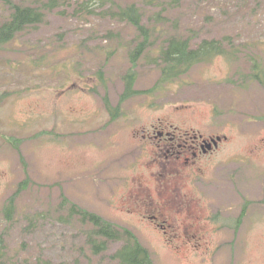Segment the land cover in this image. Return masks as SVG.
<instances>
[{"label": "rangeland", "instance_id": "1", "mask_svg": "<svg viewBox=\"0 0 264 264\" xmlns=\"http://www.w3.org/2000/svg\"><path fill=\"white\" fill-rule=\"evenodd\" d=\"M75 1L0 49V264H118L110 257L121 244L93 254L89 224L67 214L69 205L60 208L64 199L132 231L154 264H264V0H175L167 10L115 0L140 6L153 49L177 35L190 38L192 48L214 40L227 50L157 85V53L147 49L135 67L140 94L121 105L115 121L103 98L114 108L121 103L139 33L103 9L76 11ZM1 6L0 20L7 14ZM158 125L226 137L199 161L195 187L185 183L171 196L194 193L200 204L204 230L196 242L171 240L168 221L179 226V216L164 205L154 212L164 214L166 235L159 220L127 213L131 192L147 195L134 189L135 180L155 186L141 131ZM15 193L7 221L4 209Z\"/></svg>", "mask_w": 264, "mask_h": 264}, {"label": "trees", "instance_id": "2", "mask_svg": "<svg viewBox=\"0 0 264 264\" xmlns=\"http://www.w3.org/2000/svg\"><path fill=\"white\" fill-rule=\"evenodd\" d=\"M148 6L160 5L162 10L169 9L175 0H143ZM69 0H0L1 7H6V15L0 20V49L10 44L16 36L24 31H30L37 28L45 22L46 17L56 11H59L68 4ZM76 11H84L88 14H94L96 11L103 9L104 14L114 20L125 23L139 33L140 40L136 47L129 53L132 68L137 65L138 58L149 48L155 47V42L150 41V30L142 23V11L138 4H119L115 0H76ZM105 6H109L104 8ZM155 30V28L153 29ZM190 38H182L177 35L171 36L165 46H159L156 49V63L160 68V78L157 85L168 84L185 76L194 66L211 62L215 57L225 55L227 50L222 47L221 43L214 40H204L196 48H192ZM118 47V46H117ZM223 48V49H222ZM234 53V51H233ZM130 69L123 77L124 91L121 101L140 94L133 89L137 73ZM259 69L257 64L254 70ZM256 71L254 75H257ZM100 85L106 88V79L103 72L96 73ZM258 76V75H257ZM256 77V76H255ZM148 93V92H146ZM104 105L114 120L119 117V108H112L106 98ZM18 141V140H17ZM29 180L21 182L18 192L25 189ZM15 193L8 201L4 209L5 219H12L16 207L14 205ZM67 206V214L80 217V221L89 224V229L85 233L86 240L93 254L104 252L109 243L119 242L121 247L111 255V259L118 264H154L149 251L140 243L136 235L119 226L110 224L101 217L84 211L76 205L64 199L60 203V208ZM68 221V218L66 219ZM4 239L0 236V263L5 259ZM13 264L12 262H10ZM46 264H48L46 262Z\"/></svg>", "mask_w": 264, "mask_h": 264}, {"label": "flooded vegetation", "instance_id": "3", "mask_svg": "<svg viewBox=\"0 0 264 264\" xmlns=\"http://www.w3.org/2000/svg\"><path fill=\"white\" fill-rule=\"evenodd\" d=\"M169 126L158 125L153 126L150 131L143 129L142 135V147L141 154L144 155V159H149L152 164V170L148 172L151 177L148 178L150 181L155 180V186L151 187L144 185L139 180V185L134 184L136 191L144 190L147 195L144 200L141 199V195L132 193L129 195L128 201V214L132 215L133 212L143 214L144 219L150 220L151 223L154 221L166 222L165 216L161 215L156 211V205H164V208H169L178 214L179 226H173L172 221H168L169 228L172 233H168L173 241H180L182 243L196 242L202 238V227L201 223L204 220L202 210L199 209L200 204L194 200V193L191 197L184 193L179 197H171L175 191H178L183 184H192L195 187L196 177L201 172V168L198 167V163L204 157L212 154L218 149L219 144L225 140L221 138L220 141H216L217 138L213 139L211 135H201L190 132L185 126ZM215 140L216 145H213ZM145 141V142H144ZM157 171V172H156ZM157 173V174H156ZM157 175L161 177L158 180ZM172 181H176L174 185ZM187 186V190H189ZM131 191V190H130ZM158 197L156 202H153L154 197ZM168 194V195H167ZM193 196V197H192ZM160 197H163L160 202ZM142 206H145L142 209ZM156 219H153V218ZM141 219V218H140ZM162 219V220H160ZM162 224V223H161ZM159 228V227H158ZM180 228V231H176ZM164 228V234L167 231Z\"/></svg>", "mask_w": 264, "mask_h": 264}, {"label": "crops", "instance_id": "4", "mask_svg": "<svg viewBox=\"0 0 264 264\" xmlns=\"http://www.w3.org/2000/svg\"><path fill=\"white\" fill-rule=\"evenodd\" d=\"M64 84H67V83H64ZM58 90H59V92L61 91V89H59V88H58ZM65 96H66V94H65ZM67 117H68V115H67Z\"/></svg>", "mask_w": 264, "mask_h": 264}]
</instances>
